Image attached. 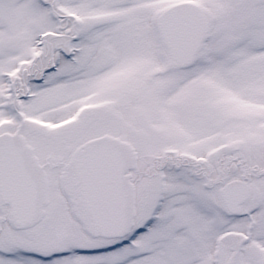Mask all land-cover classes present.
Listing matches in <instances>:
<instances>
[{"label": "snow or ice", "instance_id": "snow-or-ice-1", "mask_svg": "<svg viewBox=\"0 0 264 264\" xmlns=\"http://www.w3.org/2000/svg\"><path fill=\"white\" fill-rule=\"evenodd\" d=\"M0 264H264V0H0Z\"/></svg>", "mask_w": 264, "mask_h": 264}]
</instances>
